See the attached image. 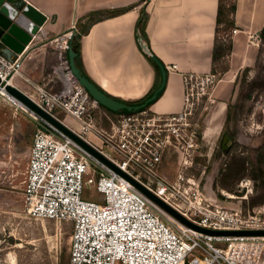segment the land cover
<instances>
[{
	"label": "built area",
	"instance_id": "built-area-1",
	"mask_svg": "<svg viewBox=\"0 0 264 264\" xmlns=\"http://www.w3.org/2000/svg\"><path fill=\"white\" fill-rule=\"evenodd\" d=\"M238 32L233 30L234 35ZM73 37L70 32L45 39L56 50L57 64L42 84L25 79L37 93L32 101L195 225L214 231H264V205L247 211L214 203L204 195L201 179L189 174L199 127L191 117L216 86L215 76H184V108L178 114L154 115L149 110L123 114L105 130L93 116L99 102L72 71L68 53ZM21 59L9 60L0 52V105L27 113L39 125L31 149L25 211L36 220L71 224L69 264H264V236H210L183 225L18 101L7 89L14 87L16 77L24 78ZM55 79L60 89L52 91L48 85ZM66 117L77 128L68 125ZM169 150L177 154L175 180L161 172Z\"/></svg>",
	"mask_w": 264,
	"mask_h": 264
},
{
	"label": "crops",
	"instance_id": "crops-1",
	"mask_svg": "<svg viewBox=\"0 0 264 264\" xmlns=\"http://www.w3.org/2000/svg\"><path fill=\"white\" fill-rule=\"evenodd\" d=\"M218 4L219 0H0V52L13 49L9 60L22 56L24 78L16 77L14 87L34 101L37 93L25 79L42 84L57 64L56 50L45 39L72 32L90 81L126 105L158 89L161 79L152 63L163 65L166 86L149 111L178 114L184 108V76L211 74ZM263 28L264 0H236L232 32H239L232 36L230 69L216 84L218 97L230 88L232 75L256 66L259 44L252 36L258 38ZM48 88L57 91L60 83L55 79ZM38 128L27 113L0 105V209L11 206L12 196L25 207Z\"/></svg>",
	"mask_w": 264,
	"mask_h": 264
},
{
	"label": "rangeland",
	"instance_id": "rangeland-1",
	"mask_svg": "<svg viewBox=\"0 0 264 264\" xmlns=\"http://www.w3.org/2000/svg\"><path fill=\"white\" fill-rule=\"evenodd\" d=\"M231 78L232 84L222 97L215 93V86L200 103L204 105L202 110L198 106L191 117V122H197L199 127L189 174L201 179L203 193L210 201L249 211L252 199L261 196L264 189L257 188L248 171L239 174L240 167L233 161L256 163V151L264 145V66L244 69ZM171 95L162 99L154 110ZM229 106L232 118L227 122ZM121 116H114L115 121L111 119L116 122ZM64 120L77 128L72 118ZM102 127L108 130L104 123ZM161 172L175 180L177 154L173 150L163 160ZM87 190L93 189L87 187ZM10 198L11 206L0 209V264H69L71 224L33 219L27 215L21 199Z\"/></svg>",
	"mask_w": 264,
	"mask_h": 264
},
{
	"label": "trees",
	"instance_id": "trees-1",
	"mask_svg": "<svg viewBox=\"0 0 264 264\" xmlns=\"http://www.w3.org/2000/svg\"><path fill=\"white\" fill-rule=\"evenodd\" d=\"M236 10V0H219L218 4V14H217V23H216V34H215V43H214V50H213V60H212V69H211V75L215 76L216 82L221 78L223 74H225L230 69V59L232 55V47H233V35H232V28L234 25V14ZM140 36L143 37L144 30L143 27L140 26L139 28ZM223 33V36H222ZM78 38V37H76ZM75 37H73L71 44V51L75 55V62L77 67L80 69L82 75L86 77L88 80L89 77L84 71L83 64L81 62V53H80V45L79 43L75 42ZM259 38V54L256 62L255 68L258 69L261 66H264V28L258 35ZM155 67V69L158 71V75L161 76L160 68L157 64L152 63ZM99 89V88H98ZM157 89L154 88L153 92L150 93L148 97L143 99L140 102L137 103H127L129 106L133 105H140L144 103ZM102 91V90H101ZM103 92V91H102ZM211 92V91H210ZM162 93L158 94L155 101L148 104L145 108L133 111L131 113L128 112H122V111H112L106 107H103L101 104H99V108L94 111L93 116L94 119L97 121V126L102 127V123L105 124V127L110 130L112 125L116 122L115 117L117 115H123V114H133V113H139L148 111L149 108L161 97ZM208 97H204L203 99H207ZM250 99V94L247 100ZM203 101V100H202ZM203 103L199 106L200 110L203 108ZM249 111V110H248ZM241 112H244L241 110ZM232 108L229 106L227 110V122L232 118ZM113 120H112V119ZM103 128V127H102ZM105 129V128H103ZM232 135H230L231 137ZM171 150H169L166 155L164 156L163 160L167 155L169 154ZM256 155V163L250 162V161H237L234 159L233 163L236 167H240L239 174L242 172L248 171L250 174L251 180L258 186L257 188L264 189V145L258 149ZM163 160L161 164V168L163 165ZM256 188V190H258ZM240 197H243V195H239ZM252 209L255 207L263 206L264 205V192L256 199H252Z\"/></svg>",
	"mask_w": 264,
	"mask_h": 264
},
{
	"label": "water",
	"instance_id": "water-1",
	"mask_svg": "<svg viewBox=\"0 0 264 264\" xmlns=\"http://www.w3.org/2000/svg\"><path fill=\"white\" fill-rule=\"evenodd\" d=\"M13 49H6L3 50V56L7 59H9L10 54H14ZM11 52V53H10ZM69 59L72 71L74 75L79 79L81 85L90 93V95L99 102L103 107H106L112 111L118 112H128L131 113L133 111H138L143 108H145L148 104L155 101L158 94L163 93L166 81H167V72L166 69L163 67V65L158 64L160 71H161V84L158 87V89L142 104L140 105H133L129 106L124 103L118 102L111 97L107 96L105 93H103L100 89L96 87L90 80H88L86 77H84L80 71V69L77 67L75 62V55L72 51L69 52ZM8 92L13 95L18 101H20L22 104H24L29 109L36 112L39 116L46 119L48 122L56 126L58 129H60L62 132H64L66 135H68L70 138H72L75 142L80 144L82 147H84L87 151H89L94 157L102 161L104 164H106L108 167L119 173L122 177L127 179L136 189H138L142 194H144L148 199H150L153 203H155L157 206H159L161 209L166 211L168 214L173 216L175 219H177L179 222H181L183 225L194 229L196 231L202 232L204 234L210 235V236H264V231H214L209 229L201 228L194 223L190 222L186 218H184L182 215H180L176 210H174L172 207H170L168 204L163 202L161 199L156 197L151 191H149L146 187H144L142 184L134 180L133 178L129 177L127 174L119 170L116 166H114L111 162H109L104 156H102L97 150L92 148L90 145H88L86 142H84L82 139H80L78 136H76L73 132H71L67 127H65L61 122L57 121L47 113H45L43 110H41L27 95H25L22 91L19 89H16L15 87H8ZM226 134L223 135L222 139V145L224 144ZM225 152H228V150H225Z\"/></svg>",
	"mask_w": 264,
	"mask_h": 264
}]
</instances>
